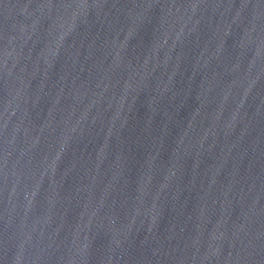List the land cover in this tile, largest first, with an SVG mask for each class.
Returning a JSON list of instances; mask_svg holds the SVG:
<instances>
[{"label": "water", "instance_id": "water-1", "mask_svg": "<svg viewBox=\"0 0 264 264\" xmlns=\"http://www.w3.org/2000/svg\"><path fill=\"white\" fill-rule=\"evenodd\" d=\"M0 264H264V0H0Z\"/></svg>", "mask_w": 264, "mask_h": 264}]
</instances>
